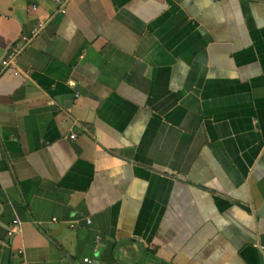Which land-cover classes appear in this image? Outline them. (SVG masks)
Masks as SVG:
<instances>
[{"label":"crops","instance_id":"1","mask_svg":"<svg viewBox=\"0 0 264 264\" xmlns=\"http://www.w3.org/2000/svg\"><path fill=\"white\" fill-rule=\"evenodd\" d=\"M32 31L0 264H264V0H0V58Z\"/></svg>","mask_w":264,"mask_h":264},{"label":"built area","instance_id":"2","mask_svg":"<svg viewBox=\"0 0 264 264\" xmlns=\"http://www.w3.org/2000/svg\"><path fill=\"white\" fill-rule=\"evenodd\" d=\"M62 11V9H60ZM36 31H32L30 36H19L14 42L8 46L4 55L0 58V72L5 68H12L14 72L19 71V69L15 66L16 58L22 48L29 42V40L34 36ZM70 138L73 137V134L69 135ZM89 222V220H86ZM20 232V225L17 219H12L10 223L5 228V234L7 237H12L15 234ZM82 262L85 264H91V261L88 258H83ZM22 264H27L26 262H22Z\"/></svg>","mask_w":264,"mask_h":264}]
</instances>
